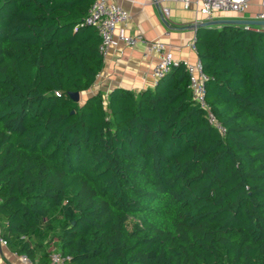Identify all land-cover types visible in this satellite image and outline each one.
<instances>
[{"label":"trees","instance_id":"16d2710c","mask_svg":"<svg viewBox=\"0 0 264 264\" xmlns=\"http://www.w3.org/2000/svg\"><path fill=\"white\" fill-rule=\"evenodd\" d=\"M92 1L0 0L1 237L35 264H264V25L195 37L222 134L182 62L71 97L105 65Z\"/></svg>","mask_w":264,"mask_h":264},{"label":"crops","instance_id":"0c3cea01","mask_svg":"<svg viewBox=\"0 0 264 264\" xmlns=\"http://www.w3.org/2000/svg\"><path fill=\"white\" fill-rule=\"evenodd\" d=\"M125 7L130 13L126 24L120 25L109 54L104 58L105 65L97 77L94 86L86 92L102 90L107 94L116 86L127 87L135 91L156 86L154 68L158 62L157 54L148 52L144 44L131 46L123 42L122 33H142L147 40H162L173 52L178 61H195L198 53L192 43L199 29L208 27L205 16L193 5L185 9L177 0H111ZM168 8L169 14L165 12ZM264 11L260 0H251L243 13L218 11L213 20L222 19H257ZM214 24L211 26H221ZM1 236V235H0ZM1 264H35L24 262L22 254L0 242Z\"/></svg>","mask_w":264,"mask_h":264},{"label":"built area","instance_id":"2783aa9c","mask_svg":"<svg viewBox=\"0 0 264 264\" xmlns=\"http://www.w3.org/2000/svg\"><path fill=\"white\" fill-rule=\"evenodd\" d=\"M185 9L191 8L193 5L198 7V11L205 16L206 21L215 18L218 11H230L243 13L247 10L251 0H177ZM261 6L264 8V0H260ZM165 12L169 14L168 8ZM257 19L264 20V11L258 13ZM130 19L129 11L117 2L111 0H93L85 18V24L94 26L100 35L99 50L104 58L109 54L111 46L116 37L117 28L126 24ZM245 27L250 25L244 24ZM119 38L128 45L135 46L144 44L148 52L157 54L158 62L154 68V76L156 83L164 77L179 62H182L189 75V87L192 91V98L201 107L205 108L207 118L215 128L224 134L226 132L225 125L218 119L216 114L210 108L206 101V81L208 75L205 73L202 61L198 58L195 61H178L175 59L173 52L167 47L162 40H147L142 33L133 35L122 33ZM195 48V39L192 43ZM59 94V92H57ZM0 242L8 245L7 239L0 236ZM24 262L30 263L31 259L22 254ZM1 264V263H0ZM48 264H73L70 262L69 256H64L59 250L53 249L49 254Z\"/></svg>","mask_w":264,"mask_h":264},{"label":"water","instance_id":"95a60500","mask_svg":"<svg viewBox=\"0 0 264 264\" xmlns=\"http://www.w3.org/2000/svg\"><path fill=\"white\" fill-rule=\"evenodd\" d=\"M225 23H233V24H248V25H264V20L261 19H222V20H211L203 22L204 26H211L214 24H225ZM196 40V39H195ZM71 97L75 100L80 99L79 92H72Z\"/></svg>","mask_w":264,"mask_h":264},{"label":"rangeland","instance_id":"374dc122","mask_svg":"<svg viewBox=\"0 0 264 264\" xmlns=\"http://www.w3.org/2000/svg\"><path fill=\"white\" fill-rule=\"evenodd\" d=\"M87 94L86 93H82L80 95V98L83 99ZM141 220L140 216H131L128 220V226L130 228L134 227L137 223H139Z\"/></svg>","mask_w":264,"mask_h":264}]
</instances>
